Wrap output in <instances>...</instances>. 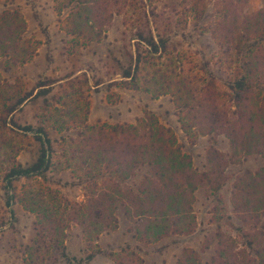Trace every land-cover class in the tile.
<instances>
[{"label":"rangeland","instance_id":"1","mask_svg":"<svg viewBox=\"0 0 264 264\" xmlns=\"http://www.w3.org/2000/svg\"><path fill=\"white\" fill-rule=\"evenodd\" d=\"M96 1L100 29L83 0H0V264H264V0ZM146 21L155 55L135 38ZM240 69L253 73L242 120ZM116 125L155 143L154 168L98 146ZM41 128L49 167L7 177L36 162Z\"/></svg>","mask_w":264,"mask_h":264},{"label":"trees","instance_id":"2","mask_svg":"<svg viewBox=\"0 0 264 264\" xmlns=\"http://www.w3.org/2000/svg\"><path fill=\"white\" fill-rule=\"evenodd\" d=\"M91 3V4H90ZM82 4L86 7H88L89 10H92L95 15V20L93 24L95 27H99V29L103 25V21L101 19L100 14V6L96 0H83ZM258 15L264 16V9H261L258 11ZM146 24V30L147 32H144L143 30H137L135 34V38L142 42L144 45H146L149 48V53L152 55H155L159 52L160 49H164L165 45L161 38L158 39V42L154 40V37L151 34L150 28L148 27V21L145 22ZM98 29V32L95 34L96 39L98 40L100 37L101 30ZM136 63H139V60L136 59ZM138 64H136L137 66ZM138 67V66H137ZM131 67L129 66L127 69H125L122 73L123 79H130L131 85H134L135 82V76L134 74H131ZM252 71L250 69L244 70L240 69L237 72V75L233 77V83L231 85V89L233 91V107H235L236 112L239 115V119L242 120V116L244 113L245 108L248 105L250 95L252 93V87H251V80H252ZM122 85H129L128 82L122 81ZM214 107V106H213ZM215 111V108L212 110ZM149 115V114H148ZM219 114L217 112L209 113L206 117V121L211 125V128L213 129L216 125H218V119ZM151 117V116H148ZM217 117V118H216ZM109 130L112 132H117L122 135L120 139H117L114 141V144H110L111 142H108L98 135V139L95 140V142L100 146L104 151H107L109 149L113 151H118L117 157L119 159L125 160V162L133 161V160H141L144 161L145 159H149V154L155 151L156 149H153L155 147V143L152 142L150 144H147L146 142H143L142 138L137 136L136 130L137 127L134 125H116L114 127L107 126ZM28 130H32V128L27 127ZM86 129L91 130L92 132L100 133L104 130V127L100 126H89ZM145 136H158L162 139H165L166 132H169V130H164L163 127L159 128H152L148 127L146 128ZM35 141L39 144L38 149V157L34 164H32L30 167L23 168L20 165H17L16 167H12L9 171V174L7 177L11 178H25L29 179L30 177H35L40 175L43 171H45L50 163H51V153L52 145L51 141L47 135V133L41 128L38 129L35 136H33ZM175 143V137L171 134L167 136V140H163L159 142L158 149H163L164 152L169 150L168 148L174 145ZM112 146V147H111ZM210 152L213 154V158L216 161H219L222 158V155L217 152L214 149H211ZM157 164V163H156ZM148 165L151 168H154V160H148ZM219 165V164H217ZM158 166V165H157ZM174 176L179 175L177 172H173ZM169 191H175L174 189H170ZM168 194V190H167ZM165 195V194H164ZM168 196H171V199L175 196V194H170ZM177 199H175L176 201ZM95 203L91 201L90 208H91V215L97 216L98 210L95 208L94 204L102 205V202L99 199H94ZM163 201V200H162ZM167 219H170L171 222L167 229H171L170 231L172 233H179L183 230V224L180 220V216L176 212H170V215ZM171 227V228H169ZM168 231V230H167ZM167 233V232H165Z\"/></svg>","mask_w":264,"mask_h":264}]
</instances>
